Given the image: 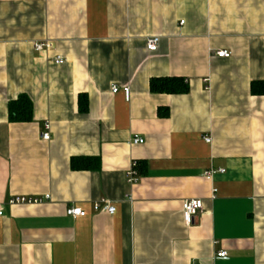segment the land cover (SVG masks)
<instances>
[{
  "label": "crops",
  "instance_id": "crops-1",
  "mask_svg": "<svg viewBox=\"0 0 264 264\" xmlns=\"http://www.w3.org/2000/svg\"><path fill=\"white\" fill-rule=\"evenodd\" d=\"M21 96L32 120L12 122ZM0 204V264H264V0H0Z\"/></svg>",
  "mask_w": 264,
  "mask_h": 264
},
{
  "label": "built area",
  "instance_id": "built-area-1",
  "mask_svg": "<svg viewBox=\"0 0 264 264\" xmlns=\"http://www.w3.org/2000/svg\"><path fill=\"white\" fill-rule=\"evenodd\" d=\"M159 40L160 37H148L146 40L148 50L150 52H156L158 47H159ZM35 50L37 52H42V51H48L50 50L53 45L49 41H41L38 43H34ZM219 57H224V58H229L231 57V52L225 49L218 50L216 53ZM57 63H63L65 62L64 58H62L60 55L56 56L55 58ZM112 92L113 94H116L117 92L123 91L125 95L126 101H129L131 98V87L128 86H113L112 87ZM50 129V124H46V131L43 132V138L45 140H49L51 137V134L49 132ZM205 142H211V138L207 137L205 138ZM144 143V138L141 136H135L133 138V144H143ZM132 164L129 167V169L126 172L127 176V182L131 186L134 184L138 183L140 181L141 176L139 175V162L136 160H132ZM224 169H210L206 171V176L208 178H213L215 174L224 172ZM217 189L213 190L212 198L216 197ZM50 194H46L45 197H26V196H15L13 198H10L7 200L6 204L9 206H15L16 204L19 205H30V204H41L45 200L50 199ZM94 208L96 211H107L110 214H114L116 211V206L113 205V203L108 199H100L99 201H96L94 203ZM204 209V203H202V200L200 199H192V200H187L184 202V209H183V217L185 218V222L187 225H191L195 221V217L201 213ZM5 214V209H3L2 204H0V218ZM67 214L72 217L76 216H85L86 212L83 210V208L78 207V206H70L67 209ZM216 257L218 259H225L228 258V251L223 249L219 252H217Z\"/></svg>",
  "mask_w": 264,
  "mask_h": 264
},
{
  "label": "trees",
  "instance_id": "trees-1",
  "mask_svg": "<svg viewBox=\"0 0 264 264\" xmlns=\"http://www.w3.org/2000/svg\"><path fill=\"white\" fill-rule=\"evenodd\" d=\"M254 84V83H253ZM254 88L256 84L253 85ZM150 87L153 92H165L169 94L187 93L189 86L186 80L182 77H161L160 79H152ZM86 101H82L83 104ZM9 119L13 122H28L32 120L33 105L29 97L21 96L18 100L10 104ZM86 107H83L85 109ZM73 168L78 167L76 160L73 161ZM79 168V167H78Z\"/></svg>",
  "mask_w": 264,
  "mask_h": 264
}]
</instances>
